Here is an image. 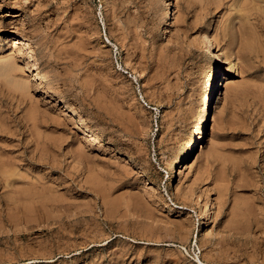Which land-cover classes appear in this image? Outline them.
<instances>
[{
	"label": "rangeland",
	"instance_id": "rangeland-1",
	"mask_svg": "<svg viewBox=\"0 0 264 264\" xmlns=\"http://www.w3.org/2000/svg\"><path fill=\"white\" fill-rule=\"evenodd\" d=\"M164 1L0 0V264H264V0Z\"/></svg>",
	"mask_w": 264,
	"mask_h": 264
},
{
	"label": "bare ground",
	"instance_id": "bare-ground-1",
	"mask_svg": "<svg viewBox=\"0 0 264 264\" xmlns=\"http://www.w3.org/2000/svg\"><path fill=\"white\" fill-rule=\"evenodd\" d=\"M165 2V4H164V9H165V12L163 13V17H162V19H163V25H162V27H161V29H160V35L162 36V37H166L167 36V33H168V30H169V27L172 25V16H173V13H172V10H173V0H165L164 1ZM248 28V27H247ZM241 32H240V35L242 36L243 35V33H242V30H240ZM250 31H251V29H250ZM256 31V30H255ZM246 32H248V31H246ZM242 33V34H241ZM253 33H254V31H253ZM256 33V32H255ZM246 33L244 32V35H245ZM248 35V38H251V37H249V32L247 33ZM255 35V34H254ZM246 36V35H245ZM251 36L253 37V35L251 34ZM246 38V37H245ZM247 38V39H248ZM254 38H255V36H254ZM257 39H258V37H257ZM244 40V39H243ZM252 40V39H251ZM256 40V39H255ZM250 41V40H249ZM260 41V40H259ZM242 42L243 41H241V45H242ZM252 42L253 43H255L253 40H252ZM246 43V42H245ZM253 43H251V49H252V46H253ZM259 43V42H258ZM202 44H203V46H204V48H207L206 49V54H207V56H208V58H210V64H212V65H216V68H215V70H214V73L207 79V81H206V87L208 88V92H206V94L205 95H202V97H201V99H200V117H199V120H198V122H197V124L195 125V127H194V135H193V137L191 138V140H188L187 142H185L182 146H181V148H180V154L176 157V159H175V161H174V163H173V166H172V174H173V176L175 175V173H177V170H178V168L180 169V168H182L183 166H184V163L187 161V160H189L190 158H191V154H192V151L194 150V149H196L198 146H199V144H200V142L202 141V140H204L203 139V125H204V123H205V121H206V119H207V116H208V114H207V110H208V108H210L211 109V104H213V101L215 100V98H217V99H221V97L223 96V94H222V89H223V80H222V82L220 83V84H217V82H218V80L216 79V77H217V74H219V72L221 71V61L218 59V57H217V55H216V53H215V49L213 48V45L211 44V42H210V39L207 37V36H204L203 38H202ZM255 45H256V43H255ZM258 45V44H257ZM243 46L245 47V45H244V43H243ZM242 46V47H243ZM244 47L242 48V49H244ZM256 47H258V46H256ZM260 47H261V44H260ZM254 48V47H253ZM245 49H248L247 48V46L245 47ZM259 49H261V48H259ZM255 50H257V49H255ZM255 50H254V52H255ZM262 50V49H261ZM245 51V50H244ZM250 51H252V50H250ZM262 51H264V50H262ZM258 52V51H257ZM255 53V54H258V53ZM245 53H249V52H245ZM252 53V52H251ZM251 53H249V54H251ZM261 53V52H260ZM263 53V52H262ZM11 58V57H10ZM9 58V63H11L10 61H13L12 59H10ZM7 64H8V61H7ZM12 65H13V63H12ZM3 65H1V67H2ZM5 66V65H4ZM3 66V67H4ZM6 67V70H9V68H8V66L6 65L5 66ZM4 67V68H5ZM3 68V69H4ZM12 68H14V67H12ZM3 69H1V71L3 70ZM14 70L15 69H12V71L14 72ZM0 71V72H1ZM3 71H5V70H3ZM233 71V70H232ZM4 73V72H3ZM2 73V74H3ZM10 73H11V70H10ZM234 73V72H233ZM1 74V75H2ZM4 74H9V72L8 71H6V73H4ZM4 74H3V76H4ZM236 74V73H235ZM2 76V77H3ZM6 76V75H5ZM8 76V75H7ZM9 76H10V74H9ZM8 76V78L7 79H10V77ZM13 76V75H12ZM11 76V77H12ZM5 78V77H4ZM13 80V79H12ZM13 82V81H12ZM11 84H13V83H11ZM14 84H16V83H14ZM13 87H15L14 85H12ZM18 87L19 86H21L20 88L22 89V85L21 84H19V85H17ZM20 89V90H21ZM19 90V89H18ZM213 94H214V96H215V98H213ZM213 98V99H212ZM210 101H212V103L211 104H209L210 103ZM30 114V113H29ZM32 114V113H31ZM30 114V115H31ZM27 116H29V115H27ZM32 117V116H31ZM29 118H30V116H29ZM32 119V118H31ZM31 121V120H30ZM33 121V120H32ZM33 123V122H32ZM207 123V122H206ZM36 124V123H35ZM34 124V125H35ZM35 127V126H34ZM33 127V129L35 130V128ZM196 132V133H195ZM35 133V132H34ZM38 135V134H37ZM120 152V151H119ZM118 153V152H117ZM13 176V175H12ZM8 180V179H7ZM4 181V180H3ZM2 182V181H1ZM170 185H171V182L169 183ZM22 197V196H21ZM33 197V196H32ZM23 198V197H22ZM21 198V199H22ZM33 198H35V197H33ZM17 201V200H16ZM16 201H15V203H16ZM28 202V199L27 200H25V202ZM33 201V200H32ZM36 201V200H35ZM9 202V201H8ZM12 202V201H11ZM10 202V203H11ZM22 202V200L20 201V202H18L16 205H18L19 203H21ZM30 202H31V200H30ZM38 201H36V203H37ZM14 203V204H15ZM32 203V202H31ZM13 204V205H14ZM34 204V203H33ZM30 205V204H29ZM15 206V205H14ZM27 206V205H26ZM33 206V205H32ZM18 207V206H17ZM10 208V207H9ZM20 208V207H19ZM22 208V207H21ZM11 209H13V208H11ZM16 210V209H15ZM20 210V209H19ZM18 211V210H17ZM24 211V210H23ZM21 212V211H20ZM24 213V212H23ZM27 214H29L28 213V211L26 212ZM34 213V212H33ZM200 214V218L202 219V221H201V228L202 229H205V230H208L209 229V225H210V218H209V214H210V205H208L207 203H205L204 204V206L202 207V209L200 210V212H199ZM21 215V214H20ZM32 215V214H31ZM12 216V215H11ZM22 217V216H21ZM25 217V216H24ZM13 218V217H12ZM26 218H27V216H26ZM10 220V219H9ZM27 219H25V221H26ZM30 220V219H29ZM14 221V220H13Z\"/></svg>",
	"mask_w": 264,
	"mask_h": 264
}]
</instances>
